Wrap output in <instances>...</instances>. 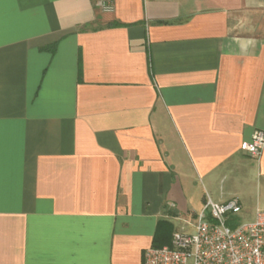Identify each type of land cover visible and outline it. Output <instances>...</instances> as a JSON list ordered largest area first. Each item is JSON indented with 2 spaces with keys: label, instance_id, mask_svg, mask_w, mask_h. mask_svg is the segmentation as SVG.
Returning <instances> with one entry per match:
<instances>
[{
  "label": "crops",
  "instance_id": "crops-1",
  "mask_svg": "<svg viewBox=\"0 0 264 264\" xmlns=\"http://www.w3.org/2000/svg\"><path fill=\"white\" fill-rule=\"evenodd\" d=\"M264 0H0V264H144L206 195L257 191Z\"/></svg>",
  "mask_w": 264,
  "mask_h": 264
},
{
  "label": "built area",
  "instance_id": "built-area-1",
  "mask_svg": "<svg viewBox=\"0 0 264 264\" xmlns=\"http://www.w3.org/2000/svg\"><path fill=\"white\" fill-rule=\"evenodd\" d=\"M102 12L115 10V0H95ZM241 148L259 157L264 150V130H256ZM237 197L218 202L206 195L193 234L175 232L171 243L151 246L144 264H264V210L252 221L230 225L229 219L241 211Z\"/></svg>",
  "mask_w": 264,
  "mask_h": 264
},
{
  "label": "rangeland",
  "instance_id": "rangeland-1",
  "mask_svg": "<svg viewBox=\"0 0 264 264\" xmlns=\"http://www.w3.org/2000/svg\"><path fill=\"white\" fill-rule=\"evenodd\" d=\"M257 191L255 193L250 192L246 198V207L244 208V210L241 213H237L235 215L231 216V219H229V224H242L248 221H252L254 220V214H255V206H256V202H257ZM194 225H192L191 223L186 224V223H180L177 231L178 232H184V233H188V234H193L194 233ZM191 264V262H190Z\"/></svg>",
  "mask_w": 264,
  "mask_h": 264
},
{
  "label": "trees",
  "instance_id": "trees-1",
  "mask_svg": "<svg viewBox=\"0 0 264 264\" xmlns=\"http://www.w3.org/2000/svg\"><path fill=\"white\" fill-rule=\"evenodd\" d=\"M231 225H234V224H231ZM163 244H165L164 242L163 243H158L155 241V243L153 244V246H162Z\"/></svg>",
  "mask_w": 264,
  "mask_h": 264
}]
</instances>
